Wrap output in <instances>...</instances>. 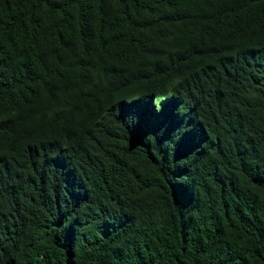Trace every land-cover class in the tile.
Masks as SVG:
<instances>
[{"label": "trees", "instance_id": "trees-1", "mask_svg": "<svg viewBox=\"0 0 264 264\" xmlns=\"http://www.w3.org/2000/svg\"><path fill=\"white\" fill-rule=\"evenodd\" d=\"M0 264H264V0H0Z\"/></svg>", "mask_w": 264, "mask_h": 264}]
</instances>
